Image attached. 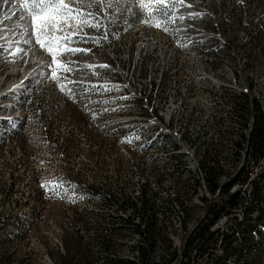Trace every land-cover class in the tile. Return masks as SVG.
Returning a JSON list of instances; mask_svg holds the SVG:
<instances>
[{"label":"bare ground","instance_id":"obj_1","mask_svg":"<svg viewBox=\"0 0 264 264\" xmlns=\"http://www.w3.org/2000/svg\"><path fill=\"white\" fill-rule=\"evenodd\" d=\"M208 1L175 5L178 18L164 31L153 11L162 6L137 0L107 41L61 45L57 61L75 63L72 72L52 65L60 83L83 81L70 93L50 70L47 79L39 73L52 57L22 22L23 0H0V161L34 158L43 185L71 166L70 201L87 216L90 264H171L178 249V264H207L202 252L217 227H227V241L250 218L253 235L264 234V198L250 209L264 179L246 187L245 209L234 208L252 166L247 147L264 154V40L222 32ZM84 32L102 36L103 28ZM86 85L96 87L86 93ZM262 239L231 252L217 239L209 262L264 264Z\"/></svg>","mask_w":264,"mask_h":264},{"label":"rangeland","instance_id":"obj_2","mask_svg":"<svg viewBox=\"0 0 264 264\" xmlns=\"http://www.w3.org/2000/svg\"><path fill=\"white\" fill-rule=\"evenodd\" d=\"M70 1L71 7L110 21L109 28L138 5L137 0ZM208 3L217 17L212 23L225 34L245 31L250 40H264V0ZM25 161L15 154L0 161V264H90L87 216L70 201L71 166L59 171L61 187L53 192L43 189V181L32 173L34 158Z\"/></svg>","mask_w":264,"mask_h":264},{"label":"snow or ice","instance_id":"obj_3","mask_svg":"<svg viewBox=\"0 0 264 264\" xmlns=\"http://www.w3.org/2000/svg\"><path fill=\"white\" fill-rule=\"evenodd\" d=\"M184 0H152V3L161 5L162 8L159 10H153L156 12V19L160 21L156 26H164V31H168L166 25L171 22L175 23L178 18L175 14L176 9L175 5L183 4ZM172 3L174 7L169 14L168 6ZM143 4V0H141ZM22 10L27 12V15L21 17L22 22L31 21V24L34 26L35 31V40L40 44L42 48H47L52 59L51 62H45L39 66V73L48 78V72L46 69L50 70L51 78L57 81L58 87L61 91L72 92V89L68 87L69 84L83 83V81H71L67 80V77L64 79L67 80V83H60V77L57 76L56 69L52 65H57L59 68L72 72L74 69L68 67V65L75 63L72 60L67 61H57V55H63L60 53L61 45H67L68 43H77L83 42L88 43L92 42L95 44H100L102 41H107L109 39L108 27L110 21H104L103 18L94 14L91 11H86L82 8H73L70 7L68 3H65V0H23ZM199 13H190L189 16H198ZM183 19L184 17H179ZM71 21H79L81 23L71 24ZM90 27L99 31L103 28V35L97 36L92 35L88 32H84V26ZM25 27H28V24L25 23ZM68 28H71V31H68ZM61 33L62 35H51L50 33ZM28 35H32V32L29 31ZM76 37V39H73ZM27 42V41H26ZM23 51V49H21ZM90 49L84 48H71L65 47L64 53H71L73 55L80 52H88ZM89 67H93L89 65ZM101 68H106L108 65H100ZM96 87L95 85H86L84 91L87 93ZM106 91H112L114 88H118V85H113L111 87L104 85ZM73 95H75L73 93ZM121 99H127V97H121ZM107 103V101H105ZM109 109H104L108 111ZM97 113H93L95 117ZM133 139H139V135L134 136L132 139L128 137L124 138V142L132 143ZM46 188H49L51 191L55 192L61 185L59 183L54 184H45L43 185Z\"/></svg>","mask_w":264,"mask_h":264},{"label":"built area","instance_id":"obj_4","mask_svg":"<svg viewBox=\"0 0 264 264\" xmlns=\"http://www.w3.org/2000/svg\"><path fill=\"white\" fill-rule=\"evenodd\" d=\"M147 22L155 23L150 19V17H148ZM246 155H251L252 166L249 169V171H247L242 176L243 187H244L243 200L237 201V206L234 208L245 209L246 199H247L246 187L254 181H260L264 179V154L258 153V147H255V145H253L247 147ZM228 193H229V189H228ZM213 199H217V196H213ZM226 231H227V227H217L214 233L208 234L207 249H205V251L202 252V255H207V264H211V262H209V255H217L216 240L224 239V243L226 242ZM178 253H179V249L176 251L175 258L173 259V262L171 264H178Z\"/></svg>","mask_w":264,"mask_h":264},{"label":"trees","instance_id":"obj_5","mask_svg":"<svg viewBox=\"0 0 264 264\" xmlns=\"http://www.w3.org/2000/svg\"><path fill=\"white\" fill-rule=\"evenodd\" d=\"M257 188H258V190H257ZM264 183L262 182V183H260V185L259 186H257L256 187V191H255V193H254V195L257 197H254L255 199H254V201H253V203H251V206H250V209H252V207L254 208V206L256 207V206H259V204H257V203H259V199H260V202H261V199L262 198H264ZM257 193V194H256ZM260 194V195H259ZM255 201H256V203H255ZM255 204V205H254ZM253 205V206H252ZM251 223V221H250V218L249 219H247V223H246V226L244 227L243 226V228H242V230H241V232H240V234L239 235H237V236H232L233 238H229L227 241H226V247L228 248V250H229V252H231L232 251V249H236L237 247H235V243H241V244H246V247L250 250H252V249H254L255 247H258V245H261V243H262V238L264 237V234L261 236V237H259V238H256L254 235H253V225H251L250 224ZM250 224V225H249ZM251 226V227H250ZM250 229V230H249ZM242 232H245V233H242ZM249 235H248V234ZM251 233V234H250ZM246 234V235H245ZM242 235V236H241ZM247 236V237H246ZM236 237H237V240H236ZM239 238V239H238ZM242 240H241V239ZM252 238V239H251ZM231 239H232V241H231ZM244 239V240H243ZM259 239V240H258ZM241 240V241H240ZM246 240V241H245ZM249 240V241H248ZM229 241H231V242H229ZM235 241V242H234ZM233 246V247H232ZM232 248V249H231Z\"/></svg>","mask_w":264,"mask_h":264}]
</instances>
